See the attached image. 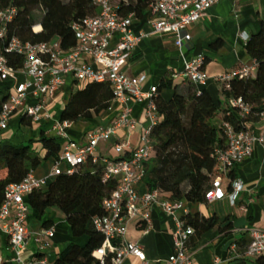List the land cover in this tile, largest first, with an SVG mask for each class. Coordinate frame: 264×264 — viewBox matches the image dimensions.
<instances>
[{
    "label": "built area",
    "instance_id": "obj_1",
    "mask_svg": "<svg viewBox=\"0 0 264 264\" xmlns=\"http://www.w3.org/2000/svg\"><path fill=\"white\" fill-rule=\"evenodd\" d=\"M220 1L150 0L147 10L160 17L152 23V32L172 33L175 45L181 49L192 39L188 32L189 27ZM95 5L98 8L96 15L73 24L77 43L70 51L63 50L58 40L30 42L17 36L8 37V24L13 20L17 9L7 7L0 10V82L11 80L8 98L0 113V132L8 129L12 116L20 111L32 122H38L43 117L53 119L47 105L52 95L66 83L69 75L84 83L109 82L114 100L122 103L120 114L108 125L88 132L85 145H80L68 132L73 122L54 121L55 136L62 140L60 160L56 161L47 176L37 178L32 171L22 181L6 187L5 198L0 206V230L8 236L16 261L21 264H49L47 254L56 235L54 226L42 228L34 234L41 255L39 258L28 262L21 258L22 249L32 237L27 226L30 208L26 197L36 189H46L49 181L56 175L62 172L72 174L76 166L91 158L93 162L101 161L105 164V182L111 179L117 181L111 194L103 200L105 213L93 219L94 226L104 236L102 246L94 251V255L103 260L107 253H113L112 264H125L129 256H134L139 264H150L142 246L125 238L129 225L134 220L144 233L150 232L153 227L152 210L158 207L167 215L175 217L176 229L173 234L174 252L167 258L156 261L164 264H193L194 254L188 250V245L195 229L183 219L188 214L183 199L170 201L162 198L158 190L140 189L146 172V162L155 152L151 132L158 120L155 101L158 88L153 86L149 92H143L141 85L146 75L129 76L124 71L141 38L132 29L134 14L121 17L113 0H95ZM36 26L33 27L35 31L42 29L40 24L39 30ZM245 39L248 40L249 37L246 35ZM3 47L7 52L23 57L21 67L16 68L9 63ZM87 58L91 61H87ZM204 59L199 56L186 61L178 75L196 86L206 85L210 77L203 68ZM256 70L257 62L254 60L253 64L243 65L216 76L215 80L226 89H231L233 79L255 77ZM21 76H24L23 80L20 79ZM130 101L146 102L147 125L140 137V145L132 147L129 141H117L114 145L116 150H129L128 156L118 159L100 157L97 151L101 140L110 139L120 128L128 131L137 128L139 122L131 116ZM229 104L238 109L240 118L251 114V105L241 96L231 97ZM259 120L262 123L259 133L249 127L237 129L228 121L220 124L225 143L214 149L216 168L212 186L206 192L208 202L229 198L231 204H235L237 195L243 190V182L238 178H230L229 173L237 164L252 155L256 144L264 148V110L260 113ZM60 161H66L68 168L65 171L59 167ZM225 181H229L228 186ZM177 212H183V215L177 217ZM250 232L247 254L253 257L264 255V226L252 228ZM0 264H4L1 251Z\"/></svg>",
    "mask_w": 264,
    "mask_h": 264
},
{
    "label": "trees",
    "instance_id": "obj_2",
    "mask_svg": "<svg viewBox=\"0 0 264 264\" xmlns=\"http://www.w3.org/2000/svg\"><path fill=\"white\" fill-rule=\"evenodd\" d=\"M113 1L121 17L134 14L135 18H142L150 3V0ZM7 7L17 9L8 24V37L17 36L30 42L58 40L65 51H70L77 43L73 24L98 12L95 0H0V10ZM39 14L41 19L36 21ZM38 24L42 29L35 31L33 27ZM245 48L257 62L256 75L233 79L231 89L221 85L223 99H215L207 89L192 83L183 92L171 78L162 80L157 87L158 120L151 132L155 155L146 162L142 182L146 189L158 190L162 198L170 201L208 202L206 192L212 186L216 168L214 149L225 143L223 129L213 123L214 118L221 111L223 121L231 122L237 129H245L249 122L258 121L264 110V20L259 31L249 37ZM2 49L11 65L22 66V56L7 52L5 47ZM205 63L206 58L203 67ZM9 87L0 82V113ZM162 88L173 90L169 99L160 94ZM238 96L251 105V114L245 118H240L238 109L229 104L231 97ZM113 103L114 93L109 82H87L84 87L72 90L59 121H89L109 110ZM20 122L25 126L33 123L25 114L21 115ZM61 151V138L47 135L43 129L38 139L30 138L21 144L1 142L0 206L9 184L22 181L49 159L59 161ZM104 167L103 162H93L89 158L76 166L72 174L62 172L49 181L46 189H36L26 197L29 208L38 211L39 217L49 208L61 210L76 238L57 254L52 264H112L113 253H107L103 260L94 255L102 246L104 236L94 226L93 219L105 213L103 200L117 182L103 180ZM229 177L236 178L235 168ZM183 219L194 227L195 234L213 228L217 222L216 216L207 218L191 213ZM51 225L52 221L44 223L47 227ZM254 263L264 264V255L257 256Z\"/></svg>",
    "mask_w": 264,
    "mask_h": 264
},
{
    "label": "crops",
    "instance_id": "obj_3",
    "mask_svg": "<svg viewBox=\"0 0 264 264\" xmlns=\"http://www.w3.org/2000/svg\"><path fill=\"white\" fill-rule=\"evenodd\" d=\"M159 18V15L146 10L142 18L134 19L133 32L141 38L124 68L125 73L129 76L146 75L141 85L143 92H149L153 86L158 87L166 78L173 79L176 84H179L180 90L185 92L190 82L178 74L183 70L186 61L203 56L206 58L203 68L210 79L206 85L198 87L207 89L215 99H223L221 84L216 82L215 77L254 63V59L246 51L245 36L250 37L259 31L261 21L264 20V0H221L209 8L198 22L189 27L188 32L192 39L181 49L175 45V37L172 33L152 32V23ZM115 40L116 38L113 39V43ZM86 60L91 61L90 58ZM66 78V83L52 95L47 105L49 112L52 117L57 118L56 120H59L72 90L86 85L84 82L75 80L71 75ZM20 79L23 80L24 76ZM9 84L8 80L3 82V86L8 87ZM172 93L173 90L170 88L160 90V94L166 100L172 96ZM129 103L132 107L131 116L139 122L137 128L132 131L120 128L110 139L101 140L97 151L100 157L118 159L128 156L129 150L123 152L116 150L114 145L117 141H129L132 147L140 145V137L147 125L146 102L130 101ZM121 110L122 103L114 100L111 108L102 115L89 121L73 122L68 132L80 145H85L90 130L105 127L120 114ZM22 114L20 111L12 116L8 129L0 132V143L21 144L30 138L38 139L42 129L47 135H55L53 125L56 120L54 118L43 117L40 121L33 122L31 126H25L20 122ZM222 116L220 111L214 118L213 123L216 126L222 123ZM248 127L259 133L262 123L260 120L251 121ZM51 160L49 159L33 171L37 178L45 177L52 171L56 162L54 161L51 165ZM234 168L236 178L243 182V190L237 195L235 204H231L229 198L214 202H190L183 199L188 213L217 218L213 228L192 236L188 250L194 254L193 264H255L256 257L249 256L246 248L251 239L250 229L264 226L263 146L256 144L252 155ZM225 182L228 186L229 181ZM140 189L144 190L146 187L141 183ZM176 215L181 217L183 212H177ZM152 218L153 227L148 233H144L136 226L137 221H132L125 239L138 242L144 249L150 264H164L156 260L165 259L174 252L173 234L176 229V219L158 207L152 210ZM46 221H52L51 226L56 229L52 248L47 254L49 264L54 262L57 254L71 241L76 240L61 210L55 207L49 208L39 217L38 211L30 209L27 226L32 237L21 252L24 262L34 260L40 254L34 234L47 227L44 226ZM81 240L83 241L84 238ZM0 251L4 264H21L15 260L8 236L2 230H0ZM125 264H139V261L134 256H129Z\"/></svg>",
    "mask_w": 264,
    "mask_h": 264
},
{
    "label": "rangeland",
    "instance_id": "obj_4",
    "mask_svg": "<svg viewBox=\"0 0 264 264\" xmlns=\"http://www.w3.org/2000/svg\"><path fill=\"white\" fill-rule=\"evenodd\" d=\"M37 14L39 13V10H36L35 11ZM40 19H41V14H39L38 16H36V21H40ZM8 82H11V80H8ZM4 87H6V85H4ZM54 118V120H56L57 118L56 117H53ZM154 155H155V153H153L152 155H151V158L152 157H154ZM53 163H54V161L53 160H51V165H53ZM67 163H66V161H60L59 162V167L61 168V169H63L64 171L67 169Z\"/></svg>",
    "mask_w": 264,
    "mask_h": 264
},
{
    "label": "bare ground",
    "instance_id": "obj_5",
    "mask_svg": "<svg viewBox=\"0 0 264 264\" xmlns=\"http://www.w3.org/2000/svg\"><path fill=\"white\" fill-rule=\"evenodd\" d=\"M36 27H37V30H39V26L37 25Z\"/></svg>",
    "mask_w": 264,
    "mask_h": 264
}]
</instances>
